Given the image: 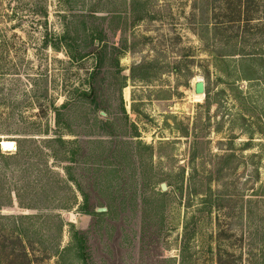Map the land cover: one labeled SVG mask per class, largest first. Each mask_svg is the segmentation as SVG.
<instances>
[{"label":"rangeland","instance_id":"obj_1","mask_svg":"<svg viewBox=\"0 0 264 264\" xmlns=\"http://www.w3.org/2000/svg\"><path fill=\"white\" fill-rule=\"evenodd\" d=\"M185 1L0 0L1 141L55 136L59 109L80 152L71 172L89 209L108 212L86 214L76 190L62 250L74 225L86 258L71 248L43 264H217L219 250L264 264V53L219 50L264 36L216 37Z\"/></svg>","mask_w":264,"mask_h":264},{"label":"trees","instance_id":"obj_2","mask_svg":"<svg viewBox=\"0 0 264 264\" xmlns=\"http://www.w3.org/2000/svg\"><path fill=\"white\" fill-rule=\"evenodd\" d=\"M138 2L141 0H132V4ZM187 8L192 25L201 14L204 20L202 24L208 27L210 34L214 30L213 35L216 37H224L228 30H235L237 36L243 34L242 30H245L244 34H248L255 28L257 34L264 36V0H186L182 2L181 10L186 13ZM154 17L152 14L150 18ZM192 31L195 33L194 28ZM195 34L204 42L200 34ZM95 35V40L100 42L106 37L104 31ZM221 47L220 53H226L229 48L235 47L233 53L251 62L257 60L258 56L262 58L264 53V43L262 46L223 43ZM95 94L94 90V96ZM64 106L65 103L61 109ZM55 113L58 130L55 136L49 137V129H46L37 135L39 138L33 136L15 140L14 152L4 151L0 145V264H43L51 258L62 257L71 248L75 249L79 261L85 259V236L75 231L74 225L70 227L76 240L72 239L69 247L62 250L67 223L61 212L71 211L78 206L76 190L85 197L86 202L80 209L85 210L86 214L95 217L108 214L89 209L82 185L71 172L70 164H79L77 156L80 152L76 148H68L76 144V141L66 140L61 135L69 131V128L64 125L60 110L56 109ZM88 165L90 170L97 172L94 164ZM92 178L87 177L88 181H92ZM100 181V177H94L89 187L95 189L100 186ZM15 203L23 210L21 213L4 212L13 208ZM30 211L37 213H26ZM234 237L235 234H220L218 239ZM216 255L217 264H243L241 254L237 255L234 251L222 253L219 250Z\"/></svg>","mask_w":264,"mask_h":264},{"label":"water","instance_id":"obj_3","mask_svg":"<svg viewBox=\"0 0 264 264\" xmlns=\"http://www.w3.org/2000/svg\"><path fill=\"white\" fill-rule=\"evenodd\" d=\"M195 93H196L197 96H204V94H205V84H204V82H202V81L197 82V84L195 86ZM0 145H1L2 149H3V141L0 142ZM4 151H7V150H4ZM161 189H162V191L165 192V191L168 190V187H167L166 184H162L161 185ZM98 211L102 212L104 210L99 209Z\"/></svg>","mask_w":264,"mask_h":264},{"label":"bare ground","instance_id":"obj_4","mask_svg":"<svg viewBox=\"0 0 264 264\" xmlns=\"http://www.w3.org/2000/svg\"><path fill=\"white\" fill-rule=\"evenodd\" d=\"M15 143L13 141H3V149L10 151L14 149Z\"/></svg>","mask_w":264,"mask_h":264}]
</instances>
